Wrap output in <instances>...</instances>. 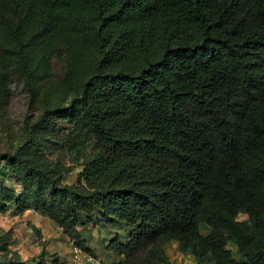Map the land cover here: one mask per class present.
Listing matches in <instances>:
<instances>
[{
  "label": "trees",
  "instance_id": "obj_1",
  "mask_svg": "<svg viewBox=\"0 0 264 264\" xmlns=\"http://www.w3.org/2000/svg\"><path fill=\"white\" fill-rule=\"evenodd\" d=\"M9 70L39 113L0 154V212L15 201L75 241L126 225L105 245L121 264H171L172 242L264 264V0H0V83Z\"/></svg>",
  "mask_w": 264,
  "mask_h": 264
},
{
  "label": "rangeland",
  "instance_id": "obj_2",
  "mask_svg": "<svg viewBox=\"0 0 264 264\" xmlns=\"http://www.w3.org/2000/svg\"><path fill=\"white\" fill-rule=\"evenodd\" d=\"M64 69L63 59L52 58L50 80H60ZM0 84L3 104L0 111V154H7L20 142L27 123L34 120L39 112L31 106L28 90L12 70L1 76ZM58 126L64 128L69 124L59 122ZM64 151H55L49 153V156L71 165L72 160ZM5 163V159H0V172H5ZM81 169V166L75 165L71 172L65 174L63 183H76ZM4 178L9 186L17 191L20 189L8 172ZM237 218L243 220L247 216L240 214ZM77 230L79 239L75 241L66 236L46 215L32 209H23L12 201L5 212H0V260L9 258L11 264H121L122 258L107 251L105 245L114 233H119L125 240L128 226L117 224L111 227L97 222L80 226ZM201 232L205 234L207 229L203 227ZM78 243H82L88 251ZM74 247L80 251L78 255ZM176 247L178 245L173 243L167 249L168 259L173 262L179 258ZM227 247L233 251L235 258L239 257L234 244L228 243ZM184 258L190 259L191 255L185 253Z\"/></svg>",
  "mask_w": 264,
  "mask_h": 264
},
{
  "label": "built area",
  "instance_id": "obj_3",
  "mask_svg": "<svg viewBox=\"0 0 264 264\" xmlns=\"http://www.w3.org/2000/svg\"><path fill=\"white\" fill-rule=\"evenodd\" d=\"M176 250L179 251V249L177 247H176ZM74 251L77 253V255H78V253H80V251L76 247H74ZM184 254L185 253L179 251L178 261L177 262H175V261L173 262L172 260L169 259L170 263L171 264H197L196 261H195V259H194V257L191 254L186 253V254L191 255V258L190 259L184 258ZM79 255H81V254H79Z\"/></svg>",
  "mask_w": 264,
  "mask_h": 264
},
{
  "label": "crops",
  "instance_id": "obj_4",
  "mask_svg": "<svg viewBox=\"0 0 264 264\" xmlns=\"http://www.w3.org/2000/svg\"><path fill=\"white\" fill-rule=\"evenodd\" d=\"M118 234H119V233H118ZM114 235H115V233L112 235V237H113ZM112 237H111V238H112ZM111 238H110V239H111ZM110 239H108V241H109ZM121 239H122V241H125L124 238L121 237ZM173 243H176V244H177V242H172V243L168 244V245L166 246V253H167V249H168L169 245H171V244H173ZM167 256H168V253H167ZM168 258H169V257H168Z\"/></svg>",
  "mask_w": 264,
  "mask_h": 264
}]
</instances>
